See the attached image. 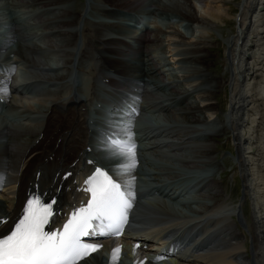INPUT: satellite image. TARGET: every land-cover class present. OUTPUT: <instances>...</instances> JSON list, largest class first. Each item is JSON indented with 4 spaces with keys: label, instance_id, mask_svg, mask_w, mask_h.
Here are the masks:
<instances>
[{
    "label": "bare ground",
    "instance_id": "bare-ground-1",
    "mask_svg": "<svg viewBox=\"0 0 264 264\" xmlns=\"http://www.w3.org/2000/svg\"><path fill=\"white\" fill-rule=\"evenodd\" d=\"M67 1L20 0L26 11L40 25L37 34L42 38V45L30 43V34L21 32L15 22L13 24L8 21L0 22V28L3 29L0 30V47H9L10 43L16 41L15 46L18 47L16 53L19 55L17 60L25 65L23 71L28 75V79L20 86L14 77L7 83L5 90L9 96L10 109L25 108L26 113L33 112V105L31 107L27 105V102H22L26 97L18 91L20 87L26 92L39 91L42 85H55L64 77H70L72 68L84 74L90 72L92 78L101 85L104 95L106 92L108 93L111 99L110 106H116L117 98L126 100L124 97L126 93L134 95L138 92L150 112H159L163 116L164 126H160V123H156L155 126L146 123V129L143 132V138L148 137L144 143L145 156H152L160 161L155 163L158 167L157 170L153 168L152 171H149V174H153L152 178L164 175L162 176L164 181L170 180L181 177L188 170H193L195 173V171L201 170L206 163L211 165L214 162L212 161L214 138L205 139L199 135V132L209 129L213 123L218 122L221 128L216 132L223 134L228 131L233 139L236 154L234 163L242 182L243 197L248 196L251 191H249L248 178L249 162L258 156L257 153L260 150L257 151L256 147L251 145L253 137L249 133L254 131H250V127L253 126L251 123L256 120L255 116L260 117L261 109L253 110L251 116H249V111L251 108L255 109L264 105V0H241L238 3L239 14L235 18L238 29L233 36L225 40L228 58L223 62V65L226 68V74L223 77H217V79L207 72L206 55L210 48L207 38L212 34L211 31L216 22L229 17V11L227 12L228 8H226L227 0H198L202 3L203 12L199 17L191 14L193 9H191L189 0H101L105 4L101 9L106 16L114 15L122 10L135 11L138 7L152 5L154 6L152 10L144 8L143 12H148L147 15L156 12V15L167 23L176 20L187 21L190 33L184 37L183 49L180 50V53L175 50L176 54L169 55V59L164 56V59L168 65L175 62H183L182 64L191 66L200 65L199 82L190 86L187 84V87H191L190 90L183 87L177 89L171 84L163 83L160 78V69L155 60H152L154 57H150L146 47L148 43L155 40H149L146 34H142L136 39L135 49H131L121 41H116L115 38L102 41L98 39L94 31H89L87 28V26H92V21L89 22V19L87 20L82 15V11H73L68 6H64ZM259 7L261 9H258ZM80 33L81 40L79 42ZM166 34L168 35L166 36L167 43L168 41L171 44L176 43V31L171 30ZM187 38L189 41H186ZM174 49L176 46L168 52H173ZM12 50L10 48L9 53ZM44 51L45 54L46 52L53 54L50 55L52 58L45 57ZM107 53L127 58V63H121ZM84 55L90 57V60L95 57L96 68L91 62L88 63V67L85 65L82 67L81 63H77V66L74 67V61L77 58L81 60ZM180 55L183 57L180 58ZM225 62H227V66ZM51 63L54 66L63 65L62 69L58 66L54 70H62L65 74L58 75L55 72L51 74L52 68L50 69L49 66ZM18 69H16V75L19 74ZM134 80L143 84L141 86L132 85L131 81ZM200 84L205 87H200L201 89L196 91L195 87L198 88ZM224 85L231 88L228 110L222 121L216 119L211 122V116L217 111L212 101ZM260 85L262 94L258 96L256 91ZM130 86L136 89H129ZM42 89H40L41 92H46L33 95L28 99L46 97L49 103L47 106L43 105L42 112H36V115L31 117L25 116L34 121L39 115L36 121L42 119V126L28 124L15 127L11 122H7L8 119L0 120V172L5 173L6 182L10 184L7 193L0 195V221H7V223L0 224V236L5 233L19 214L21 200L29 185H36L45 194L55 197L58 200V207L62 210L68 208L73 196V189L71 182H61L58 173L73 170L72 176L79 173L77 177L82 178L87 173L85 160L89 158L90 154L86 152L85 147H91L93 138L100 131L99 128L89 129L86 122H93V116L90 115L91 108L85 107L83 100L78 95L80 94L78 89H73V94H71L70 86L64 92V85L60 86L57 91H48L45 87ZM196 92L202 94L198 95L197 93V98L190 97L192 93L196 94ZM190 98L193 100L190 101ZM86 100L89 103L91 98ZM256 101L259 103L257 104ZM40 109L38 108L37 111H41ZM175 112L181 116H175ZM247 112L249 113L247 114ZM263 121L261 120V124ZM213 131L211 128V132ZM99 154L101 157L107 158L104 152L101 151ZM145 156L143 158L140 156L138 159L139 167L146 164L145 160L155 162L151 157L145 158ZM90 160L95 162L94 158ZM162 161L169 163L170 167L159 166ZM98 163L103 167L107 166L106 159H102ZM172 165H176L177 168H173ZM70 166H72L70 169H66ZM254 167L256 166L254 165ZM175 170H178V173L174 172ZM159 172L162 174H158ZM187 180L188 178H186ZM191 180L195 181L196 179L191 177ZM215 180L211 177L206 178L205 181L201 180L200 189L205 192V197L211 196L212 202L203 204L200 210L192 211L193 214L192 212H189L190 214L171 212L167 205H163L164 208L160 206L162 200H156L157 202L139 201L132 214L131 223L134 231L131 229L133 232L129 233L130 236L122 242L116 240L112 244H107L106 246L112 249L110 256H102L101 259H99L100 255L93 256L79 264H118L119 257H117L118 259L114 258L117 254H126V260L131 259L130 263L122 260L121 264H155L150 261L154 256L153 253H150L153 246L147 240L163 239L164 235L168 236L169 242L174 244L177 252L174 257H165L163 261L161 259L160 264H264V226L258 213L253 209L252 218L245 220L241 215L242 201L237 205L227 203L220 195L218 181ZM157 183V186L166 185L163 189L164 198L174 205L178 203H175V200L181 196L180 193H185L183 190L187 187L183 186V189H180L181 185L173 186L172 182H163V180L161 182L157 180ZM143 185L145 184L143 183ZM5 196L10 198L11 203L4 202ZM236 214L240 215L243 226L245 224L246 236L239 232V227L231 219L234 216L237 218ZM132 235L139 238L131 239ZM246 239H249L250 242L248 250L244 247ZM163 242L165 241L162 240L160 243ZM122 244L125 246L120 248ZM118 246L120 251L113 255L114 249ZM133 248H135L134 255L131 253Z\"/></svg>",
    "mask_w": 264,
    "mask_h": 264
},
{
    "label": "rangeland",
    "instance_id": "rangeland-1",
    "mask_svg": "<svg viewBox=\"0 0 264 264\" xmlns=\"http://www.w3.org/2000/svg\"><path fill=\"white\" fill-rule=\"evenodd\" d=\"M87 1H89V2H87ZM240 1L241 0H227L226 1L227 2L226 8H228L227 12L229 11L228 12L229 17H225V18H223L222 21L216 22L214 24L215 26H213L214 29H212V31H211L212 34L210 35V37L207 38V41L210 44L209 47L211 48V49L209 48V53H207V55H206V60H208L207 72L210 74V76L212 75L213 77H215V79H217V77H223L226 74V68L223 65V62L225 60H227V58H228L227 54H226L227 45L225 43V40H227L229 37H231L235 34V22H234L233 18H235V16L237 15V13L239 11V10L237 11V5ZM102 3L103 2H101V0H68L67 2H65L64 6H68L69 8L73 9V11H76V10L78 12L82 11V15L84 17H86L87 20L89 19L88 20L89 22L92 21V26H87V28L89 29V31H91V30L94 31L95 34L97 35L98 39H103V37L105 38L107 36H113V34H111V33H121L123 35L126 33H129L130 31L127 28L122 26V23L127 22L126 18L123 16H120L119 14L110 15L111 17L106 16L103 13V10L101 9V8H103V5H105L104 3L103 4ZM189 3L191 4V9H193V10H191V14L195 15L196 17H199L203 14L202 3H200L198 0H189ZM82 6H83V8H82ZM153 7L154 6H152V5H150L149 7H148V5L146 7L141 6V7H138V9H136L135 11H132V13L133 12H139V11L143 12L144 8L145 9L149 8L150 10H152ZM25 10L26 9L24 7V4H22L20 2V0H0V14H1L0 20H3L4 18H7L8 20H10V19L13 20L21 32L30 34V36H31V37H29L31 39V40L29 39V42L31 41L30 43H34L35 45H40V44L42 45L43 44V41L41 40L42 38L40 36L38 37V34H37V33H39L40 25L34 18H32L31 14H30V16H28V14L26 13ZM122 11H124V10H122ZM99 13H100V15H99ZM147 14H148V12H147ZM154 14H155L154 17L156 19H158V23L153 20V22H151V24H150V30H149L148 36H149L150 40H153V41L155 40L154 42H151L148 44V51H149L150 57L151 58L154 57L152 60L153 61L155 60V62L157 63V67L160 69L159 70L160 78L163 80V83L171 84L172 86H175V88H177V89L183 87V88H187V89L189 88L188 90H190L191 87H187V84H188V86H190V85H193L194 83L196 84L199 82L198 78L200 76V71H199L200 65L191 66V65L182 64L183 62H175L174 64H169V65L166 63V59H169V55L176 54V51L178 53H180V50L183 49L184 46H182V44L184 43V37H187L190 33V31H189L190 29L188 28L187 21L183 22V20L182 21L176 20L174 22L172 21V22L167 23L165 20L159 18V16L156 15L157 14L156 12ZM103 16H104V18H103ZM105 16H106V18H105ZM113 18H115V19H113ZM117 18L118 19L120 18V19L118 20ZM113 20H115V21H113ZM83 27L85 28L84 25H83ZM237 29H238V26L236 25V30ZM171 30L176 31V33H177L176 34L177 37H175L176 43H173V44H171V42L169 43V41L167 43V38H166V36H168L166 33L170 32ZM98 33H100V34H98ZM80 40H81V33L79 35L78 41L80 42ZM186 41H189V38H187ZM158 42H160V43H158ZM15 43H16V41H14V43L12 42V44H11V48L13 49L11 51V54L14 57V59L17 60L19 55L16 53V50L18 47H17V45L15 46ZM175 46H176V49H174V51L172 50L173 52H168L172 47L174 48ZM50 55H53V54H51V53L45 54L44 53L45 57L46 56L48 57ZM164 56H165V58L167 56V58L164 59ZM179 57L182 58L183 55L182 56L180 55ZM49 58H52V57L50 56ZM96 58H98V57H96ZM56 63H58V61H56ZM77 63L79 64L78 58L76 59V63L74 64V67L77 66ZM159 63H160V65H159ZM225 63L227 66V62H225ZM22 65H21V68H23ZM81 65H82V67H84L83 65H85V67H86L88 65L87 60H83V62H81ZM49 66H50V69L52 68L51 74H54V72H55L58 75H61V74L63 75L64 71L54 70L55 67H58V66L63 67V65L62 66L61 65L54 66V64L51 63ZM162 67H163V70H162ZM170 70H171V72H170ZM77 72L78 71H76V86H77V88L80 89V91L82 93H84L86 91L84 94H82V96L84 95L86 97L87 92L89 90L88 87H89V85H93V81L89 77L90 75H87L88 73H85V75L83 73H80V75H79V73H77ZM165 79H166V81H165ZM170 80H172V81H170ZM66 81H67V79L64 77L63 80L57 82L55 85H45V86L42 85L40 87V89H42V87H45V89H47L48 91L49 90L50 91H57L60 89V86L64 85L63 91L65 92L66 91V88H65L66 87L65 86ZM198 86H199L198 88H197V86L195 87L196 91L198 89L205 87L202 84H200ZM40 89H39V91H40ZM258 90H257L258 92L256 91V95L259 96L262 94L261 85H260V88H258ZM43 92H46V91H42V92L40 91V93H43ZM40 93L37 92L35 94H40ZM197 93H198V95L202 94V93L196 92V94L192 93L190 95V97L192 96L194 98L195 97L197 98ZM249 94H252V93H249ZM30 97H32V96H30ZM230 99H231V88L228 85H224L223 89H221L218 92V94L216 95V98L212 101V103L215 104L217 111L215 114H213L211 116V118H210L211 122L216 121V119L218 121L223 120V118H224L223 113L225 111L227 112ZM189 100L192 101L193 98H190ZM259 101H260V99H259ZM22 102L23 103L27 102V105H30L31 107L33 105V108H32L33 112L30 113L31 114L30 115L24 111L25 108H19V109L12 108V109H10L11 108L10 107L8 110L7 116L9 118L10 122L12 123V125L15 127H19L20 125L26 126L28 124H35L36 126H38V125L42 126L43 121H41V119L36 121L39 118V115H37V117L35 118L34 121H32L31 118L25 117V116L29 115L31 117V116L36 115L35 114L36 112H42L43 105L47 106V104L49 103L48 99L46 100V97H38V98L35 97L32 99L24 98ZM23 103H22V105H23ZM256 103L258 104L259 102L256 101ZM259 107L258 108L256 107L255 109L251 108L249 111L250 113L247 112V114L249 113V116H251L253 110L261 109L260 115H259L260 117L255 116L256 120H254V122L251 123V124H253V126L250 127V131H253V130L254 131L249 133L253 137L251 145L255 146L257 151L260 149L261 152L259 150L257 153L259 157L256 156V158H254V159L252 158L253 161L249 162L248 178H249V180H251L250 184H249V186H250L249 191L250 190L251 191H250V194L248 196L244 197V201L241 205V215L243 216V218L245 220H250L252 218V210L254 209L258 213V217H260L259 219H260L262 225L264 226V149H263L264 148V138H263L264 137V134H263L264 133V128H263L264 127V121H263L264 120V115H263L264 114V105L263 106L261 105ZM38 108H41L40 109L41 111H37ZM176 114H174V115L175 116H181L179 113H176ZM160 119H162V120L160 121ZM143 120L145 123H147L149 125H152V124L154 125V123H157V124H159V123L164 124L165 123L163 116L160 115L159 112L151 113L150 109H146V113L144 115ZM261 120L263 121L262 124H261ZM216 123H213L214 125L212 124L209 129H203L202 131L199 132V135L205 139L214 138V141H213V143H214L213 144L214 145L213 152L214 153L212 154L213 157L211 156L212 161H214L211 164L212 166L210 165V163H206V165L204 164V166L201 170H197V171H195V173H193V170L186 171V169H183L186 172H184L181 177L172 178L170 180H165V181H164V177H162L164 175H159L155 178H152L153 174H151V173L149 174V171H152L153 168L155 170L158 169V167H156V165H155L157 160L152 158V156H147V157H151L153 162L155 161L154 163H152V161L148 162L145 160L146 164L143 165L145 167H143V166L137 167V170H138L137 176L142 178L141 177V174H142L149 181L150 185H152V186L158 185L157 180L159 182H161V180H163V182H172V184L178 186V185H180L181 182L186 180V178L191 180V177L194 176V174L198 173L197 174L198 178L195 181L191 180L192 182L188 183L187 187L183 190V191H185V193L181 192L180 193L181 196L176 200L174 199L176 201L175 203L178 202L177 204H175V205L174 204H171V205L166 204V202L164 201L165 198H162L161 199L162 201L160 200L162 202V204L160 205L161 207L164 208L163 205H167V207L169 208V209L168 208L167 209L170 210L171 212H180V213H189V212H192L194 210L195 211L200 210L203 204H209V202L210 203L212 202L211 196L208 195L207 197H205V192L200 190L201 180L205 181L206 178L209 179L210 177L213 178L214 180L216 179L215 180L216 182L218 181L217 184H218V187L220 188L219 193L221 192L220 195L223 196V198L226 200L227 203H229L230 205H237L239 203V201H238L239 195H240V181L238 178L239 172H238L237 168H235L236 167L235 163L233 164V162L231 161V159L229 157L230 153H232V151H233V147L231 144L232 137L228 131L223 133V134H221L220 132L217 133L216 130H219L221 128L220 127L221 125L218 122H216ZM211 128L214 130L213 132H211ZM252 128H254V129H252ZM206 130H207V132H206ZM208 131H209V133H208ZM259 131L261 132V134L263 136L260 134ZM211 133H212V135H211ZM215 133H217V134H215ZM204 134L207 136H205ZM213 135H216L217 137H215ZM254 137L256 140L254 139ZM232 141H233V139H232ZM260 144H261V146H260ZM233 146H234V142H233ZM234 153H235V147H234ZM142 154L145 156L144 152ZM260 156H262V157H260ZM147 157L145 156V158H147ZM248 157L251 158V156H248ZM157 162H160V161H157ZM163 162L164 161H162L161 164L159 163V166L162 165V167H165V166L170 167L169 163H163ZM253 163H255V164H253ZM175 164H177V163H175ZM254 165L257 168L254 167ZM149 166L151 167L150 169L148 168ZM175 166L176 165H172V167L176 169L177 166L176 167ZM207 169H209V170H207ZM146 171H147V174H149L148 176H146L147 175ZM177 171L178 170H175L174 172L178 173ZM199 171H200V173H199ZM188 172H191V173H188ZM237 172H238V174H237ZM254 172H256L257 174L255 173L256 174L255 175ZM251 173L253 174V176H251L252 175ZM155 174H157L156 171H155ZM158 174H162V173L159 172ZM199 174H200V176H199ZM155 182H156V184H155ZM197 182H199V183H197ZM221 188H222V190H221ZM180 189H183V185H181ZM154 200L156 201L157 198ZM4 202L9 204V203H11V200L9 197L5 196ZM152 204L154 205V203H152ZM172 207L174 209H176L177 211H175ZM181 210H183V211H181ZM192 214H193V212H192ZM231 219H233L234 223H236L234 217H232ZM236 225H237V223H236ZM237 227H239V226L237 225ZM244 228H245V224H244ZM238 230L244 236L247 235L244 232V229L242 230L241 227H239ZM244 247L247 250L250 248L249 239H246L244 241ZM249 253H248V255H249ZM109 256H110V254H109ZM117 257H119V260H121V261L118 260V262H117L118 264H121L122 260L127 261L126 263H130L129 261L131 259L126 260V258H127L126 254H120V255L117 254L116 256H114V258L118 259ZM101 258H102V256H99V259H101Z\"/></svg>",
    "mask_w": 264,
    "mask_h": 264
},
{
    "label": "snow or ice",
    "instance_id": "snow-or-ice-1",
    "mask_svg": "<svg viewBox=\"0 0 264 264\" xmlns=\"http://www.w3.org/2000/svg\"><path fill=\"white\" fill-rule=\"evenodd\" d=\"M106 127L102 150L109 160L115 161L113 171L130 179L122 185L108 171L95 168L85 181V191L90 193L86 206L74 209L62 229L54 231H45V225L54 215L55 198L44 203L39 194H34L27 199L22 216L10 233L0 236V264H78L101 247L98 243H83L82 237L120 235L136 199L137 144L130 127ZM119 251L116 247L113 255Z\"/></svg>",
    "mask_w": 264,
    "mask_h": 264
},
{
    "label": "water",
    "instance_id": "water-1",
    "mask_svg": "<svg viewBox=\"0 0 264 264\" xmlns=\"http://www.w3.org/2000/svg\"><path fill=\"white\" fill-rule=\"evenodd\" d=\"M241 198H242V197H241ZM241 198H240V199H241ZM237 220H238L239 223H241L239 216H237Z\"/></svg>",
    "mask_w": 264,
    "mask_h": 264
}]
</instances>
